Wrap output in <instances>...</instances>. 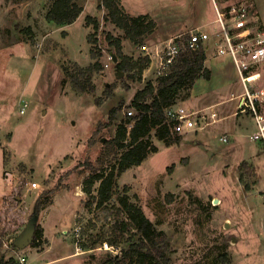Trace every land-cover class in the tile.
<instances>
[{
	"label": "rangeland",
	"instance_id": "obj_1",
	"mask_svg": "<svg viewBox=\"0 0 264 264\" xmlns=\"http://www.w3.org/2000/svg\"><path fill=\"white\" fill-rule=\"evenodd\" d=\"M54 1L0 0V182L4 161V176L12 173L13 182V192L0 208L1 243H15L39 225V247L32 242L23 249L15 245L14 254L25 256L28 264H101L108 251L118 255L138 237L119 203L127 195L168 234L175 249L172 264H220L222 253L229 264H264V145L249 138V129L230 132L235 117L190 135L172 133L181 140L171 146L158 140L153 130L151 140L158 152L116 178L110 201L97 203L100 181L92 194L83 190L92 175L86 171L87 162L98 173L116 163L105 142L116 135L136 91L152 74L143 83V76L116 68L105 42L107 33L122 38L125 54H142L105 19L107 11L98 8V0H76L84 12L71 28L46 20ZM130 1L153 8L162 32L200 18L213 6L209 0ZM230 1L215 0L220 9ZM260 2L256 10L264 28V0ZM87 16L100 23L94 43L89 41L94 25L87 23ZM96 62L100 67L92 74L95 91L76 90L64 67L74 71L75 63L88 67ZM259 72L262 77L253 91L264 88V65ZM190 92L182 91L179 99H189ZM241 92L238 77L228 89L208 97L226 100L221 107L227 111ZM115 107L116 118L109 121ZM260 107L264 111V104ZM224 135L227 142L221 140ZM40 196L51 202L38 212ZM10 255L1 246L0 256L9 260Z\"/></svg>",
	"mask_w": 264,
	"mask_h": 264
},
{
	"label": "trees",
	"instance_id": "obj_2",
	"mask_svg": "<svg viewBox=\"0 0 264 264\" xmlns=\"http://www.w3.org/2000/svg\"><path fill=\"white\" fill-rule=\"evenodd\" d=\"M98 2V8H105L107 11L105 19L122 30L124 39L134 45H140L143 39L153 34L157 28L156 21L148 14L139 16L128 14L121 0H98ZM83 10L84 8L76 0H55L46 14V20L57 26L70 25L79 18ZM86 21L88 24H93L95 29V33L89 35V41L97 42L95 34L100 28V23L91 16H87ZM105 42L113 55L112 62L116 68L134 72V77L138 76L141 79L144 71L149 67L150 59L142 56L135 58L125 54L122 38L110 33L106 34ZM91 52L94 57L95 51L92 49ZM206 59L204 49L184 53L164 75L159 76L155 81H147L144 87L136 91L130 107L139 112V118L133 128L128 132L125 126V122L131 121V118H128L117 126L116 135L105 142L107 153L115 154L116 163L108 172L101 173H98L91 161L86 163V171H90L92 175L86 178L83 190L87 194H92L94 185L100 181L98 195L95 197L99 205L112 199L116 178L119 175L132 167L140 166L149 155L158 152V146L151 140L153 130L158 140L163 141L166 146L180 142V136H171L172 122L167 120L166 110L178 103L182 91L192 90L200 79H211V71L205 66ZM99 67L98 62L88 67H81L75 63L74 71L64 67V72L71 79L76 90L94 92L92 74ZM97 103L101 104L100 101ZM118 110V107H115L110 111L109 121L115 120ZM174 167V164L168 167L169 172H172ZM125 190L128 192L129 187L126 186ZM50 202V199L43 200L40 196L36 200V211H42ZM119 203L136 229L138 237L130 242L128 247L122 248L118 255L108 251L101 264H172L171 255L175 249L168 234L158 229L143 209L131 202L129 196L120 197ZM42 235L43 230L37 225L31 246L39 247ZM1 246L0 241V248ZM217 261L220 264L230 263V259L223 253L218 256ZM0 264H15V260L12 257L6 260L4 256H0Z\"/></svg>",
	"mask_w": 264,
	"mask_h": 264
},
{
	"label": "built area",
	"instance_id": "obj_3",
	"mask_svg": "<svg viewBox=\"0 0 264 264\" xmlns=\"http://www.w3.org/2000/svg\"><path fill=\"white\" fill-rule=\"evenodd\" d=\"M215 4L216 16L208 24L210 29L206 26L197 27L176 34L153 49L145 45H141L139 49L142 57L150 59L149 67H155L158 78L164 75L184 53L205 50L209 43L214 41L216 55L232 60L244 86L236 115L247 113L253 115L257 129L249 135V138L264 145V111L260 107L264 104V88L258 91L252 90L254 84L262 77L259 69L264 65L263 23L253 0L230 1L223 9ZM110 59L113 57L111 56ZM27 104L24 103L21 113L26 111ZM128 118H131V121L125 122V126L130 132L139 118V112L133 107H128L124 112V119ZM166 118L172 122V133L180 136L203 130L221 120L214 111L177 104L166 110ZM221 140L227 142L228 136H222ZM2 246L5 252L11 253L10 258H14L15 264H28L25 256L14 254L16 247L12 239L3 241ZM105 246L108 247V244L106 243Z\"/></svg>",
	"mask_w": 264,
	"mask_h": 264
},
{
	"label": "crops",
	"instance_id": "obj_4",
	"mask_svg": "<svg viewBox=\"0 0 264 264\" xmlns=\"http://www.w3.org/2000/svg\"><path fill=\"white\" fill-rule=\"evenodd\" d=\"M179 1L180 0H177V2ZM121 2L128 14L132 16L148 14L156 21V16L153 12L154 11L153 8L151 10H148L147 8H143V7L133 4L130 0H121ZM253 2L255 5V8L259 9L261 6L260 0H253ZM209 3L212 7H211V10L208 11V13L206 10V13L200 18H196V19L192 18L189 22L183 25H180L178 28H175L172 31H169V32H166L164 30H163L164 32L159 31L158 22L156 21L157 28L155 32L151 34L150 36L145 37L143 41L141 42L143 44L140 43V45H136V46H139L140 48L141 45H145L153 49L156 46L161 45L163 42L168 41L174 35L184 33L190 29H194V28L202 27V26H206L207 29H210L208 24L215 19V16H216V4L215 3L217 2H215V0H209ZM83 12L73 24L64 25L60 27H70L71 28V26H73L81 18V16L83 15ZM205 51L207 55L205 66L211 71V79L210 80L200 79L196 82L195 86L190 92V98L184 101L186 104H188L186 105V107L194 108V109H208V111L216 112L218 117L221 118V120L217 124L228 119L229 117L230 118L235 117L236 121L232 126L229 127V131L230 132H235V131L246 132L249 129L248 131L250 133L249 132L248 133L250 135L257 129L256 121L253 115L250 113L236 115L237 107H238V104H239V101L241 99V95L243 94V92L233 97L236 100V103L231 108H229L227 111H224L221 107L224 101L226 100L221 101L217 97L215 98L208 97L211 94L216 95L218 91H223V90L228 89L231 83L234 82L239 77L235 71L232 60L228 57H222V56L216 55V48L214 45V41H211L209 43ZM150 73L152 74V77L151 79H148V81L149 80L155 81L157 79L156 74H155V67H148L143 73V83H145L147 74H150ZM205 96L208 98L206 99ZM178 101L179 102L177 103V105L185 106L182 100L179 99ZM240 126H241V129H239ZM190 134L191 133H189L188 135ZM250 151H249V156L251 157L257 150L255 149L254 151H251V152ZM5 170L6 168H5V161H4L3 169H2L3 183L0 182V208L4 206L5 199L8 198L13 192V189H12L13 182L11 181V177H9L12 175V173H6V175L8 176L7 178L4 176ZM6 171H8V169Z\"/></svg>",
	"mask_w": 264,
	"mask_h": 264
},
{
	"label": "water",
	"instance_id": "obj_5",
	"mask_svg": "<svg viewBox=\"0 0 264 264\" xmlns=\"http://www.w3.org/2000/svg\"><path fill=\"white\" fill-rule=\"evenodd\" d=\"M35 231V227H31L28 231V236L25 238H20L18 240L15 241V245L20 248L23 249L27 244L31 243L33 240V235Z\"/></svg>",
	"mask_w": 264,
	"mask_h": 264
}]
</instances>
